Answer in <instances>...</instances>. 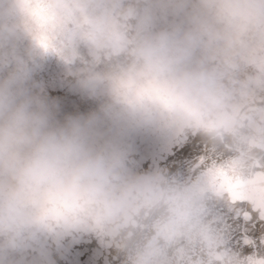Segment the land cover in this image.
Segmentation results:
<instances>
[{"label":"clouds","instance_id":"obj_1","mask_svg":"<svg viewBox=\"0 0 264 264\" xmlns=\"http://www.w3.org/2000/svg\"><path fill=\"white\" fill-rule=\"evenodd\" d=\"M38 53L77 65L109 120L199 137L204 158L130 172L95 120L53 122ZM219 208L264 225V0H0V264L80 234L121 264H264V233L237 247Z\"/></svg>","mask_w":264,"mask_h":264},{"label":"rangeland","instance_id":"obj_2","mask_svg":"<svg viewBox=\"0 0 264 264\" xmlns=\"http://www.w3.org/2000/svg\"><path fill=\"white\" fill-rule=\"evenodd\" d=\"M76 68L77 65L66 64L52 54L38 53L36 56V90L48 98L55 124L61 125L69 118L95 120L93 143L119 144L125 152L132 173L169 171L172 161L181 157L184 168L179 176L186 177L194 165L204 158L205 148L199 142V137L182 135L175 130L162 132L153 128L132 127L106 118L101 110L102 98L89 94L76 83L72 75ZM194 140H198L200 144L192 147L198 153L195 158L191 150L183 153ZM219 209L220 220L229 228L232 241L237 247L243 244L245 236L255 239L257 245L259 244L264 225L246 223L242 217H236L230 210ZM247 248L244 247L245 252L252 251L250 247ZM16 258L19 264H115L121 261L110 245L90 234L58 239L41 238L35 245L18 253Z\"/></svg>","mask_w":264,"mask_h":264},{"label":"bare ground","instance_id":"obj_3","mask_svg":"<svg viewBox=\"0 0 264 264\" xmlns=\"http://www.w3.org/2000/svg\"><path fill=\"white\" fill-rule=\"evenodd\" d=\"M199 142H200V140H199ZM199 142H198V140L196 141V140H194V141H192V143L190 144V146L187 148V149H185L184 151H183V153H185V152H188L189 150H191L192 152H191V154H192V156L195 158V157H197V155H198V153L196 152L195 153V151H194V148H192L193 147V145H195V144H199ZM202 144V143H201ZM200 145V144H199ZM193 149V150H192ZM202 152V151H201ZM182 153V152H181ZM203 153V152H202ZM187 156V155H186ZM186 158V157H185ZM201 159V158H200ZM184 160L181 158V157H178V158H176L174 161H172V163H173V165L172 166H170V168H169V171H167V172H169V173H171V174H176V175H179L180 173H181V171H182V169L184 168V162H183ZM186 167V166H185ZM188 169V168H187ZM185 172V171H184ZM187 174V173H186ZM183 176V175H182ZM219 210L220 209H217L216 210V215L219 217V214H220V212H219ZM226 210V209H225ZM224 210V211H225ZM221 212H223V211H221ZM235 215V214H234ZM229 217V216H228ZM232 217V216H231ZM220 218V217H219ZM222 218V217H221ZM236 218V217H235ZM228 219V218H227ZM236 220V219H235ZM229 222V221H228ZM231 222V221H230ZM260 225V224H259ZM239 226V225H238ZM237 227V226H236ZM259 227V226H258ZM231 229H233V228H231ZM238 231V230H237ZM236 232V231H235ZM235 234V233H234ZM247 234V233H246ZM257 236V235H256ZM255 238V237H254ZM255 240V239H254ZM238 241V240H237ZM235 242V241H234ZM235 244V243H234ZM242 244V243H241ZM240 245V244H239ZM245 247V246H244ZM249 248V247H248ZM247 248V249H248ZM252 249V248H251ZM245 251H246V249H245ZM248 252H251V251H248ZM115 264H121V261H119V262H115Z\"/></svg>","mask_w":264,"mask_h":264}]
</instances>
